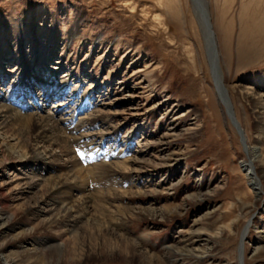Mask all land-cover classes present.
Segmentation results:
<instances>
[{
  "label": "rangeland",
  "instance_id": "obj_1",
  "mask_svg": "<svg viewBox=\"0 0 264 264\" xmlns=\"http://www.w3.org/2000/svg\"><path fill=\"white\" fill-rule=\"evenodd\" d=\"M208 11L243 132L215 99L212 78L197 55L198 24L181 0H0V92L14 88L20 108L30 101L32 94L12 84L21 73V51L28 58L35 50L39 63H30V72L41 74L43 83L52 74L61 81L58 87H34L50 96L42 109L59 104L67 147L94 197L91 211L136 207L163 214L121 218L119 232L143 250L160 256L164 245H185L209 256L176 264H232L248 224L244 256L249 264H264V192L254 202L241 166L242 135L260 147L264 161V116L258 114L259 99L233 89L240 83L264 94V0H211ZM15 142L0 132V223L6 221L0 245L26 264L49 214L34 219L25 211L35 197L15 199L17 190L8 185L16 168L28 169L17 164ZM127 158L136 162L124 172L106 170ZM37 250L49 256L48 249ZM103 254L90 264H140L123 254Z\"/></svg>",
  "mask_w": 264,
  "mask_h": 264
},
{
  "label": "bare ground",
  "instance_id": "obj_2",
  "mask_svg": "<svg viewBox=\"0 0 264 264\" xmlns=\"http://www.w3.org/2000/svg\"><path fill=\"white\" fill-rule=\"evenodd\" d=\"M210 1L211 0H181V3L184 9L186 8L189 10L190 16L192 17H190L191 23L194 22L198 24L201 34H198L200 35V40L198 42L197 55L200 64H202L203 61V64L206 66V74L210 75L212 78V85L216 96L215 99L222 104L224 114H226L228 118H232V122L243 132L242 126L234 113V103L230 97L229 88L224 83L226 81V76L220 66V51L217 37L213 30L214 28H212L211 15L208 11V3ZM22 29H24L23 26L19 32L18 38H20L23 32ZM72 35H74L73 31ZM36 53L37 52L34 50V55H27L28 58H26L24 57V51H21V56L19 55L21 58V73L12 84L13 87L19 90L23 89V92L32 94L33 97L31 99L29 98L30 101H25L20 108L12 99L11 94L14 88L9 90L7 87L0 92V132L4 139L16 140L13 146L18 151L16 157L18 166H28L26 171L16 168V170L11 173L8 185H12L11 187L17 190L15 199L24 200L25 198L30 199L31 197H35L32 205L29 203L25 211L34 219L38 217L39 213L49 214V218L45 220L46 223L42 231V236H37L32 241L35 243L33 250L35 253L34 256L28 259L26 264H90V262L101 259L104 252L111 258L123 254L126 260H136L140 264H153L154 262L157 264H164L166 261L170 264H176L179 259L182 260L190 256L197 258L199 261H205L206 257L209 256L208 254H194L192 248L186 247L185 245L179 247L174 244H167L162 248V255H154L143 250L136 241L127 238L123 233L119 232L118 224L121 218H134L137 217V215L139 217L148 215L154 218L163 215L153 208H142L137 210L139 208L135 207V209H131L117 207L116 213L109 214H103V212L101 214V211L100 213L91 211L94 207V197H92L91 191L87 189L85 176L77 165V161L75 157H73L71 149L67 147V136L63 134V130H61L62 128H60L59 123V121L62 122L63 119L56 114L59 104H51L53 107V109L51 108L52 110L42 109L45 101H47L50 96L46 91H40L34 87L35 84H42L48 87L55 85L58 87L61 81L59 79L57 80L54 74H52L53 78H45L46 83H43L41 81V74H38V72L32 74L30 72V63H39L36 61ZM3 54L4 52L0 49V70L2 67L1 61L5 60V58H2ZM6 75H4L2 81H5ZM26 78L29 80L31 79L30 84H27V82L25 84ZM233 89L236 93L240 94L241 97H243L244 94L252 95L259 99L261 101L259 107L261 111L258 112V114L264 116L263 93L254 92L251 87L248 88L240 83L235 84ZM51 97L53 98L54 96ZM31 108H33L32 111L21 113L22 110L25 111V109L28 110ZM77 125V123H74L73 128H76ZM258 128H260V126H258ZM260 131L264 135V130ZM241 137H243L242 142H244V144L246 143L244 150L245 155L244 159L241 160V166L253 190L254 202H257L262 198V193L264 192L263 154L259 152L260 147H258L256 143L251 146L248 144L245 135ZM7 158L8 157H5V159ZM135 160L134 158H127L122 161L110 163V165H107L106 170L112 173L124 172L125 169H129V165L127 164H131ZM33 165L38 166L32 168ZM54 167L64 169V171L67 170L68 172H66V174L64 172L63 174H52L50 170H53ZM45 168L49 171H44ZM153 191L154 188L149 191H137L136 195L147 196L148 192L153 193ZM76 193L79 194L76 195ZM253 206H255V203L251 207ZM99 209L100 208H98V210ZM1 218L2 215L0 216V219ZM30 218L25 217V220L30 223ZM0 225H6V221L1 222ZM248 227L249 225L246 224V227L240 235V247L238 248L237 255L235 260L232 261V264H249L247 258L244 256L245 245L243 244V239L246 237ZM32 228L34 229V227ZM43 248L49 250V256L47 258H45L44 254H39L37 252V249ZM258 249L259 247L255 248V250ZM169 256L173 259H169ZM210 257L212 256L210 255ZM0 258L4 264H23L22 256L12 257L6 254L1 245Z\"/></svg>",
  "mask_w": 264,
  "mask_h": 264
}]
</instances>
